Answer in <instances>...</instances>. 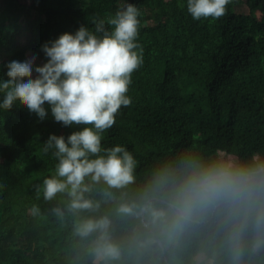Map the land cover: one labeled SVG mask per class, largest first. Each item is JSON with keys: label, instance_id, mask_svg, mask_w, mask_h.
Segmentation results:
<instances>
[{"label": "clouds", "instance_id": "clouds-1", "mask_svg": "<svg viewBox=\"0 0 264 264\" xmlns=\"http://www.w3.org/2000/svg\"><path fill=\"white\" fill-rule=\"evenodd\" d=\"M232 0H187L195 20L218 19ZM140 13L123 3L45 43L46 61H10L0 109L18 103L42 121L82 130L50 134L43 152L58 161L36 186L49 207L28 209L64 234V264H264V152L217 148L166 154L137 172L124 146L103 148L102 133L131 104ZM139 49V51H137Z\"/></svg>", "mask_w": 264, "mask_h": 264}, {"label": "trees", "instance_id": "trees-1", "mask_svg": "<svg viewBox=\"0 0 264 264\" xmlns=\"http://www.w3.org/2000/svg\"><path fill=\"white\" fill-rule=\"evenodd\" d=\"M123 3L139 10L143 63L132 73L131 104L102 133V147L124 146L138 173L188 148L264 152V0H232L222 17L200 20L187 0H0V80L10 61L32 53L44 63L45 43L81 25L94 30L93 17L112 16ZM239 4L249 13H238ZM45 107L42 121L18 103L0 109V264H64V234L28 209L49 207L35 190L58 162L44 142L83 126L65 127Z\"/></svg>", "mask_w": 264, "mask_h": 264}, {"label": "rangeland", "instance_id": "rangeland-1", "mask_svg": "<svg viewBox=\"0 0 264 264\" xmlns=\"http://www.w3.org/2000/svg\"><path fill=\"white\" fill-rule=\"evenodd\" d=\"M236 11H237L238 13H249V8H248L246 5H244V4H239V5L236 7ZM262 15H263V12H261V11L257 13V16H258L259 19H261ZM32 55H33L32 53H28V57H29V58H30ZM41 64H43V61H42L40 58L37 57L36 65H41Z\"/></svg>", "mask_w": 264, "mask_h": 264}]
</instances>
